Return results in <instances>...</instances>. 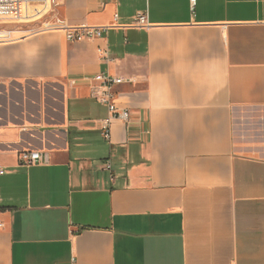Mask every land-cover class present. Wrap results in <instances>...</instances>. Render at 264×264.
I'll use <instances>...</instances> for the list:
<instances>
[{"label":"crops","instance_id":"0c3cea01","mask_svg":"<svg viewBox=\"0 0 264 264\" xmlns=\"http://www.w3.org/2000/svg\"><path fill=\"white\" fill-rule=\"evenodd\" d=\"M57 2L0 25V264H264V0Z\"/></svg>","mask_w":264,"mask_h":264},{"label":"built area","instance_id":"2783aa9c","mask_svg":"<svg viewBox=\"0 0 264 264\" xmlns=\"http://www.w3.org/2000/svg\"><path fill=\"white\" fill-rule=\"evenodd\" d=\"M36 0H0V25L4 23L6 18V12L14 10L17 13V17L20 16V7L24 3L33 2ZM52 6H57V0H48ZM195 3V0H192ZM118 18V15L116 16ZM133 23L137 26H147L148 17L146 13L139 12L133 18ZM55 25L59 28H64L66 31V37L69 41L80 42L84 40H94L102 37L110 28V26L97 27L88 24H82L76 27H67V21L64 18L56 17ZM91 84L92 96L106 105L109 110V115L102 122L101 129L103 135L107 138H111V126L114 120L119 119L127 124L130 122L131 112L128 108L119 107L116 98V87L125 82H132L131 78H124L121 76H115L110 72H101L91 78H86ZM21 159L24 164L31 165L42 159V154L39 151H26L21 153ZM108 169H112L110 162L106 164ZM0 173H4V170H0ZM4 224L0 223V227Z\"/></svg>","mask_w":264,"mask_h":264}]
</instances>
